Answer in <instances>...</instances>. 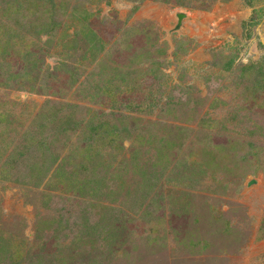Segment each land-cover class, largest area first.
<instances>
[{"label":"rangeland","instance_id":"1","mask_svg":"<svg viewBox=\"0 0 264 264\" xmlns=\"http://www.w3.org/2000/svg\"><path fill=\"white\" fill-rule=\"evenodd\" d=\"M0 249L264 264V0H0Z\"/></svg>","mask_w":264,"mask_h":264},{"label":"trees","instance_id":"2","mask_svg":"<svg viewBox=\"0 0 264 264\" xmlns=\"http://www.w3.org/2000/svg\"><path fill=\"white\" fill-rule=\"evenodd\" d=\"M168 144H169V143H168ZM161 149H163V146H162ZM140 173H142V175L145 176V177L148 176V175L146 174V172H140ZM62 181H65V180H63V177H61V182H62ZM3 251H4V250H3ZM0 252H1V249H0ZM38 259H40L41 262L43 261L41 258H38Z\"/></svg>","mask_w":264,"mask_h":264},{"label":"water","instance_id":"3","mask_svg":"<svg viewBox=\"0 0 264 264\" xmlns=\"http://www.w3.org/2000/svg\"><path fill=\"white\" fill-rule=\"evenodd\" d=\"M181 18H183V16H181ZM181 18H180V19H181ZM180 23H181V21H180Z\"/></svg>","mask_w":264,"mask_h":264}]
</instances>
